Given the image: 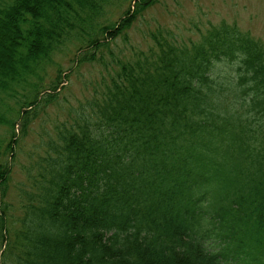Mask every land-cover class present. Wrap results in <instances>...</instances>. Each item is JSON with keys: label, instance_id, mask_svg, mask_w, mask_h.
I'll return each instance as SVG.
<instances>
[{"label": "trees", "instance_id": "16d2710c", "mask_svg": "<svg viewBox=\"0 0 264 264\" xmlns=\"http://www.w3.org/2000/svg\"><path fill=\"white\" fill-rule=\"evenodd\" d=\"M117 1L0 0V264H264V42L224 22L116 57L104 47L157 0L102 21ZM70 42L109 82L45 133L15 218L16 149L55 104L67 75L47 85L48 68Z\"/></svg>", "mask_w": 264, "mask_h": 264}, {"label": "rangeland", "instance_id": "374dc122", "mask_svg": "<svg viewBox=\"0 0 264 264\" xmlns=\"http://www.w3.org/2000/svg\"><path fill=\"white\" fill-rule=\"evenodd\" d=\"M131 0H122L109 5L102 19L113 22L129 7ZM237 25L240 30L264 42V0H157L145 9L142 15L128 31V40L119 37L110 46L116 57L129 55L132 48L148 49L153 43L150 33L159 29H168L180 44L197 41L201 34L213 26L222 23ZM77 42H70L61 53L54 55V66L48 68L47 85L57 76L60 68L66 72L57 92L54 105L42 108L38 118L32 123L29 134L22 138L16 149L13 174L9 181L6 201L10 204V214L15 218L22 215L23 201L19 194L20 185L28 179L24 169L38 151L46 132L52 130L55 122L68 119L69 111L80 103L92 98L95 90L104 88L109 82L110 68L95 62L76 66ZM106 61L111 62L109 52H105ZM73 68L72 71L70 69ZM9 107L15 108V101L10 100ZM54 122V123H53ZM16 132L20 134V122ZM8 129L0 127V137L7 135ZM11 161L9 154L1 161ZM16 227V225H15Z\"/></svg>", "mask_w": 264, "mask_h": 264}]
</instances>
